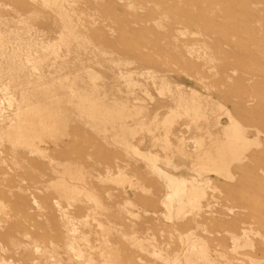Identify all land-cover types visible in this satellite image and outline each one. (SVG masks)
<instances>
[{"label": "rangeland", "instance_id": "obj_1", "mask_svg": "<svg viewBox=\"0 0 264 264\" xmlns=\"http://www.w3.org/2000/svg\"><path fill=\"white\" fill-rule=\"evenodd\" d=\"M0 36V264H264V0H0Z\"/></svg>", "mask_w": 264, "mask_h": 264}, {"label": "bare ground", "instance_id": "obj_2", "mask_svg": "<svg viewBox=\"0 0 264 264\" xmlns=\"http://www.w3.org/2000/svg\"><path fill=\"white\" fill-rule=\"evenodd\" d=\"M5 36V35H4ZM1 37V36H0ZM11 50V49H10ZM16 58V57H15ZM20 69V68H19ZM9 75V74H8ZM20 96V95H19ZM85 98H87V96L85 97ZM83 100H85V102H86V99H84V98H82ZM179 99V98H178ZM24 101V100H23ZM88 101H89V99H88ZM192 101V100H191ZM8 103V102H7ZM16 103V102H15ZM22 103V102H21ZM9 105H11V104H9ZM15 105V104H14ZM185 105H186V102H185ZM188 105V104H187ZM186 105V106H187ZM25 106H26V104H25ZM8 107H10V106H8ZM25 108V107H24ZM28 108H30V107H28ZM46 108V107H45ZM32 109V108H31ZM35 109V108H34ZM25 110V109H24ZM192 110V112H193V116H195L196 117V115H197V110H196V108L195 107H193L192 106V108H190L188 111H191ZM37 111V110H36ZM24 112L26 113L27 112V110L26 111H22V109L21 108H19L18 106L16 107V110H15V117L16 118H18V117H20L21 115H24L25 116V114H24ZM34 112V111H33ZM174 111H172V113H173ZM37 113V112H36ZM42 113V112H41ZM40 113V114H41ZM45 113V112H44ZM105 113V112H104ZM175 113V112H174ZM21 114V115H20ZM107 115H108V112L106 113ZM171 115V114H170ZM177 115V114H176ZM37 116V115H36ZM169 116V115H168ZM35 117V116H34ZM47 117V116H46ZM170 117V116H169ZM169 117H167L168 118V121H170L171 123H172V120H170V118ZM50 118V117H49ZM194 118V117H193ZM15 119V118H14ZM172 119V118H171ZM17 120V119H16ZM26 120V119H25ZM165 120H167V119H165ZM164 121V120H163ZM22 122H23V120H22ZM31 122V121H30ZM12 122H10V124H11ZM165 123L166 124H168V122L167 121H165ZM170 125V124H169ZM14 126V125H13ZM6 129L8 128V127H5ZM9 128H10V126H9ZM8 128V129H9ZM13 128V127H12ZM6 129H5V131H6ZM7 129V130H8ZM34 129L35 128H33V126H32V123H28V124H26V125H23V124H16V126H14V128H13V131H14V136L11 138V135H10V133L9 132H7V133H9V136H10V138L12 139V142L13 143H22V144H25L26 143V145H29L28 144V141L30 142L31 140H29L30 139V137L27 135V134H25L26 132L28 133V131L29 132H31V133H36L35 131H34ZM243 128H241L240 126H238L234 121H232V120H230L229 121V125L228 126H226L224 129H223V132H222V134H224V137H225V140H223V142H221V143H218L217 144V146L218 147H216L217 148V155H216V157L215 158H212V157H210V156H208L207 154H205V156H204V158H197L196 160H195V163L193 164V166H192V168L193 169H195V170H197L198 172H201V171H204L205 173H206V171L207 172H209L208 170H218V169H223L224 168V171L226 170V172H227V168H228V165L230 164L229 163V161L230 160H232V159H234V158H238L237 157V150H236V148H239L240 147V145H239V143L241 144V147H244V149H245V147L247 148L248 147V144H249V142L247 141V140H245L244 138H243V133L245 132V131H243L242 130ZM10 130V129H9ZM36 130V129H35ZM4 132V131H3ZM11 132V131H10ZM166 133V132H165ZM6 135H8V134H6ZM6 135H4V136H6ZM167 135H168V133H167ZM8 136V137H9ZM35 136V135H34ZM165 136H166V134H165ZM223 137V135H222V138H224ZM2 138V137H1ZM7 138V137H6ZM166 139H167V137H165ZM247 138V137H246ZM10 139V140H11ZM38 139V138H37ZM166 139H164V140H166ZM34 140V139H33ZM196 140V139H195ZM8 141H9V139H8ZM10 142V141H9ZM168 142V141H167ZM164 143V146L165 147H168V144L166 143V142H163ZM237 143H238V145H237ZM3 144V143H2ZM31 144V143H30ZM198 144V143H197ZM252 144V143H251ZM256 144V143H255ZM255 144H253L252 146H255ZM8 145V144H7ZM9 145H11V144H9ZM236 145L238 146V147H236ZM250 145V144H249ZM257 145H259V144H257ZM256 145V146H257ZM17 146V145H16ZM15 146V147H16ZM127 146V145H126ZM169 146H170V144H169ZM12 147V146H11ZM14 147V146H13ZM28 147V146H27ZM183 147V146H182ZM18 148H20V147H18ZM129 150H132V152L134 153V154H136V155H138V156H140L141 158H142V160L145 162V163H147L152 169H153V171H155V172H157V170H159L160 171V169H158L157 167H156V163L158 162V161H160V160H158V158L159 157H157V155L155 156V155H153V154H150V153H147V154H143L142 152L140 153L137 149H136V147L134 146V147H127ZM180 148V147H179ZM257 148H259V147H257ZM21 149V148H20ZM27 149V148H26ZM28 149H30V147L28 148ZM178 149V147L176 148V150ZM12 150V149H11ZM165 150H167V148H165ZM181 150V149H180ZM216 150V149H215ZM25 151V150H24ZM240 151V150H239ZM177 152H179L180 153V151H179V149H178V151ZM198 152V151H197ZM40 153V152H39ZM199 153V152H198ZM206 153V152H205ZM208 153V152H207ZM215 153V154H216ZM133 154V155H134ZM201 154V153H200ZM209 154V153H208ZM182 155V154H181ZM197 156V155H196ZM195 158V157H194ZM241 160V159H240ZM234 161V160H233ZM235 161H238V159H236ZM232 162V161H231ZM244 162V161H243ZM166 163H168L167 161H166ZM229 163V164H228ZM50 165V164H49ZM59 169V168H58ZM62 169V168H61ZM215 170H214V172H215ZM175 171V170H174ZM177 172V171H176ZM219 172V171H218ZM218 172H215V173H217L218 174ZM164 172H162L161 174H163ZM159 174V173H158ZM161 174H160V176H161ZM165 174V173H164ZM200 174V173H199ZM219 174H220V172H219ZM218 174V175H219ZM167 175V174H166ZM166 175H164V176H166ZM118 176V178L120 177V175H117ZM116 176V177H117ZM226 176V175H225ZM162 177H163V175H162ZM117 178V179H118ZM182 178V177H181ZM181 178H179V179H175V178H170L169 179V184L167 185L168 186V188L171 190V193L170 194H168L167 195V200L169 201V200H171L172 198L171 197H175L177 200V203H178V205L179 206H182L183 204H185V203H183L182 201L184 200H182V197H185V199H187V204H192V206L195 204V203H197V205H199V202L198 201H200V199H202V198H204V192L202 191V189H200L199 188V186H198V183L195 181V180H189L188 181V187H186V180H184V179H181ZM226 178V177H225ZM119 180V179H118ZM123 180V179H122ZM120 181V180H119ZM168 183V182H167ZM68 187V186H67ZM63 188V187H62ZM75 193V192H74ZM93 193V192H92ZM92 198V197H91ZM171 198V199H170ZM88 199V198H87ZM93 200V199H92ZM168 203V202H167ZM176 203V204H177ZM183 203V204H182ZM170 204V203H169ZM171 205V204H170ZM170 205H168V206H170ZM196 205V204H195ZM126 207V206H125ZM183 207V206H182ZM170 208V207H169ZM177 209H180L181 211H184V210H182V208H177ZM184 209V208H183ZM135 210V209H134ZM179 210V211H180ZM5 211V210H4ZM180 211V212H181ZM170 212V211H169ZM176 215V214H175ZM178 215V214H177ZM168 218V217H167ZM99 226V225H98ZM101 227V226H100ZM244 232V231H243ZM76 233V232H75ZM73 236V235H72ZM244 236V235H243ZM247 238V237H246ZM103 244H105V243H103ZM108 244V243H107ZM71 245V244H70ZM138 245V244H137ZM194 246H195V244H193ZM193 246V247H194ZM69 247V246H68ZM70 248H71V246H70ZM70 248H69V250H70ZM195 248V247H194ZM200 248V247H199ZM73 249H74V247H73ZM153 249V248H152ZM193 249V248H192ZM71 250H72V248H71ZM141 250V249H140ZM143 250V249H142ZM156 250V249H155ZM203 250V249H202ZM73 251V250H72ZM191 251V250H190ZM193 253V252H192ZM195 253V252H194ZM80 254V253H79ZM200 254V253H199ZM201 255V254H200ZM201 257V256H200ZM103 260V259H102ZM188 261V260H187ZM190 262V261H189Z\"/></svg>", "mask_w": 264, "mask_h": 264}]
</instances>
